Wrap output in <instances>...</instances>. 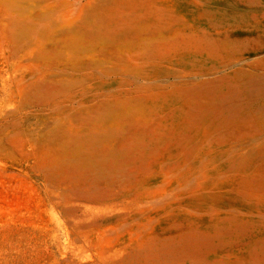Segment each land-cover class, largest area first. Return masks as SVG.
I'll use <instances>...</instances> for the list:
<instances>
[{
	"label": "rangeland",
	"instance_id": "374dc122",
	"mask_svg": "<svg viewBox=\"0 0 264 264\" xmlns=\"http://www.w3.org/2000/svg\"><path fill=\"white\" fill-rule=\"evenodd\" d=\"M0 264H264V0H0Z\"/></svg>",
	"mask_w": 264,
	"mask_h": 264
}]
</instances>
